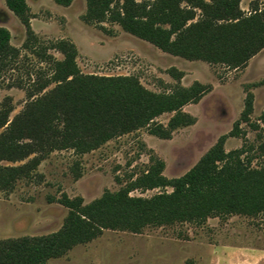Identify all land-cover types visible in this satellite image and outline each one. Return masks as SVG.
I'll return each instance as SVG.
<instances>
[{
    "label": "trees",
    "instance_id": "obj_1",
    "mask_svg": "<svg viewBox=\"0 0 264 264\" xmlns=\"http://www.w3.org/2000/svg\"><path fill=\"white\" fill-rule=\"evenodd\" d=\"M67 6L73 0H53ZM25 28L24 47L38 43L30 25L26 0H4ZM240 0H85L81 19L106 30L103 22L118 24L124 31L146 40L164 52L189 60H202L239 68L264 48V7L245 13ZM111 31H108L110 33ZM10 31L0 26V78L15 68L20 51L10 43ZM35 47V46H34ZM55 49L57 59L48 53ZM49 71L37 72L31 86L14 83L25 91L22 110L9 119L11 97L0 102V191H11L19 179L34 175L39 161L54 149L91 151L118 135L147 127L150 134L167 138L179 127L194 123L182 107L196 103L210 88L194 80L180 84L183 73L170 67L176 83L168 92L144 87L134 75L84 74L77 63V49L69 39L40 44L33 51ZM50 84L53 86L46 89ZM253 96L246 95L241 120L248 121ZM172 112L166 124L156 121ZM264 123V110L260 115ZM235 121L230 135L236 134ZM225 135L201 156L185 174L166 179L160 159L126 187L104 192L82 204V198L64 196L68 208L61 227L48 234L0 239V264H47L78 243L87 242L105 228L140 232L149 224L181 221L202 223L222 214L264 213V155L259 167H250L240 150L225 152ZM264 152V144L262 145ZM3 165L2 161H21ZM169 185L170 192L151 197L131 196L136 187Z\"/></svg>",
    "mask_w": 264,
    "mask_h": 264
},
{
    "label": "rangeland",
    "instance_id": "obj_2",
    "mask_svg": "<svg viewBox=\"0 0 264 264\" xmlns=\"http://www.w3.org/2000/svg\"><path fill=\"white\" fill-rule=\"evenodd\" d=\"M26 2L32 16L30 25L38 37V43L29 48L23 44L24 26L4 0H0V26L10 31V43L20 51L15 68L0 78V102L6 95L11 97L9 119L26 102L25 91L9 85L20 81L29 87L37 72H48V64L40 61L33 51L40 44L47 45L58 39H69L75 44L76 63L84 74L134 75L147 89L168 92L176 83L168 69L176 67L183 73L180 84L188 86L198 80L210 88L196 103L182 107L194 117V123L175 128L167 138L140 127L88 152L79 153L72 148L50 151L39 161L32 178L19 179L11 191H0V239L57 231L68 213V208L60 202L64 196H80L82 204H87L106 191L126 187L157 159L163 162L161 174L166 179L180 177L222 135H225V152L240 150L244 163L260 166L264 155V123L259 119L264 110V48L245 66L229 68L164 52L116 23L103 22L106 30L86 23L81 19L85 0H73L67 6L53 0ZM256 5L264 7V0H240L239 3L245 13ZM47 52L62 58L55 49ZM248 93L253 96L252 110L248 121H242ZM171 115L172 112H164L155 119L166 124ZM235 121H239L236 134L230 135ZM34 155L1 164L18 165ZM171 190L169 185L136 187L129 195L151 197ZM46 263L264 264V213L222 214L207 217L202 223L149 224L140 232L105 228L95 238L72 246Z\"/></svg>",
    "mask_w": 264,
    "mask_h": 264
}]
</instances>
